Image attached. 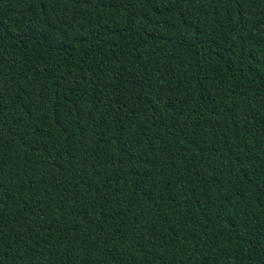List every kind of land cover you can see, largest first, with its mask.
Listing matches in <instances>:
<instances>
[{"label": "trees", "instance_id": "1", "mask_svg": "<svg viewBox=\"0 0 264 264\" xmlns=\"http://www.w3.org/2000/svg\"><path fill=\"white\" fill-rule=\"evenodd\" d=\"M0 264H264V0H0Z\"/></svg>", "mask_w": 264, "mask_h": 264}]
</instances>
